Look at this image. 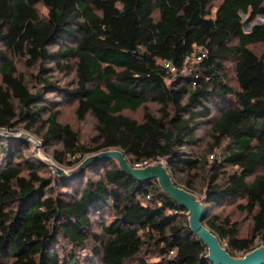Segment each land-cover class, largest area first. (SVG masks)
<instances>
[{"label":"trees","instance_id":"obj_1","mask_svg":"<svg viewBox=\"0 0 264 264\" xmlns=\"http://www.w3.org/2000/svg\"><path fill=\"white\" fill-rule=\"evenodd\" d=\"M212 1L218 5L211 17ZM259 15L262 23L245 32ZM260 44L264 0H0V130L20 123L41 148L60 144L52 160L67 169L105 150L123 152L132 167L162 160L173 183L202 204L203 224L228 254L243 257L256 249V236L264 246V52L249 49ZM199 47L206 55L188 64L191 76L172 77L162 67L169 61L181 68ZM7 54L28 67L74 60V88L63 95L77 101L78 120H95L88 145L59 122V111L46 108L45 96L57 85L38 76L42 88L31 91ZM230 57L237 90L225 83ZM139 110L141 121L124 115ZM212 111L218 115L210 142L193 155L195 133ZM224 142L221 156L208 161ZM29 147L0 135V264H211L189 231L187 211L156 181H134L112 160L58 177L34 155L23 157ZM238 198L244 203L236 207L252 221L245 238L236 222L207 212Z\"/></svg>","mask_w":264,"mask_h":264},{"label":"rangeland","instance_id":"obj_2","mask_svg":"<svg viewBox=\"0 0 264 264\" xmlns=\"http://www.w3.org/2000/svg\"><path fill=\"white\" fill-rule=\"evenodd\" d=\"M218 5V1H212L208 7V10L210 11L211 17L213 16L215 12V7ZM38 9L41 13H45V9L38 5ZM243 20L245 21V17H243ZM260 19L259 16H257L253 22L246 23L243 26V30L247 31V26L249 24L256 23ZM232 43H236V40H233ZM58 48L57 45H52L48 47V50L50 52L56 51ZM249 49H251L257 56H261L264 52V45H256V46H250ZM0 50L3 51V48L0 46ZM9 58H12L13 61L16 64V68L18 73H20L23 78L25 84L29 87L31 91H36L39 88L41 89L42 86L39 83V77L41 78L46 77L51 82L55 83L58 87L57 92H51L46 94V108L49 111H59V122L61 124H67L71 126L79 135V141L81 144L88 145L90 138L94 134V126H95V120L92 116L87 115L84 120H78L75 115V109L77 107V101L74 98L71 97H65L63 95L64 91H71L74 88V82H75V73H74V60L71 58H64V59H58L53 62H47V63H38L36 66L28 67L25 64V60L18 57L13 56L11 54H7ZM235 58L230 57L224 60V73L227 77L226 85L231 87L233 90H237V85L235 81V72H234V64H235ZM43 70V71H41ZM147 107L149 110L153 113L157 110V105L150 102L147 104ZM124 115L133 118L137 121H141L142 119V110L136 111V112H124ZM218 113L216 111H212L211 118L208 122H206L200 130H198L195 133V136L197 138L196 146H194L191 150L193 155L203 154V150L207 147L209 140V127L210 125L216 120ZM13 131H7V130H0V132H6L10 135L17 136L19 134H26L31 137H33L37 143L39 144V148L37 151V154L34 152V145H32L29 142V150L23 151L22 155L23 157L29 158L31 155H34V157L37 160H49L54 163L52 160V155L54 151L60 150L61 146L58 143H52L47 146H43L41 148V140L39 137H35L33 134H30L28 132L23 131L22 124H15V126L12 128ZM9 139L10 141L17 142L19 141L17 138H11V137H5ZM225 142L222 144V146L219 149H216L215 151L207 154V160L213 161L216 158L220 157L221 154L224 152L225 149ZM88 156H85L84 159H86ZM41 158V159H39ZM74 159V158H71ZM83 159V160H84ZM82 160V161H83ZM18 160H14V162H17ZM159 162H164L161 160ZM55 164V163H54ZM60 167V166H59ZM62 168V167H61ZM66 171H71L73 169H67V167L62 168ZM38 173L42 176H47L48 172L46 169H38ZM181 176L177 178L178 182H180ZM202 181L199 179L195 182V189L196 194L199 200H202L203 194H202ZM239 203H244L243 199H235L233 201L227 202L223 205L213 207L211 205L207 206V212L210 214H216L221 217L228 218L231 222H236L238 227V234L239 237L245 238L249 237L250 235V229L252 226L251 216L245 212L240 211L236 206ZM108 219V218H107ZM95 232L99 231V226L96 224L94 226ZM225 247V245H223ZM254 246L256 248L263 246L262 240L260 237L256 236V239L254 241ZM90 252L88 251H80V255L88 254ZM240 255L238 254L236 258H240ZM150 259L154 257L153 255L149 256ZM94 259V258H93ZM93 264H100V262L96 259L93 260Z\"/></svg>","mask_w":264,"mask_h":264},{"label":"water","instance_id":"obj_3","mask_svg":"<svg viewBox=\"0 0 264 264\" xmlns=\"http://www.w3.org/2000/svg\"><path fill=\"white\" fill-rule=\"evenodd\" d=\"M263 20V16L259 15ZM258 20L256 23L249 24L247 31L251 27L262 23ZM3 137L17 138L18 140L28 141L31 137L26 134L10 135L9 133L0 132ZM39 144L34 145V152L37 154ZM41 159V158H39ZM112 160L117 163L118 168L134 181H156L161 191L167 195L179 208L187 211L189 231L198 238L207 250L206 260L211 264H264V246H260L240 258L231 257L226 249L220 244L218 238L203 224L206 212L202 204L190 192L180 188L173 183L165 165L158 162L147 165L142 168L132 167L129 165L125 154L119 150H105L93 154L84 159L75 169L66 171L49 160L42 161V164L49 167L55 176L62 178H73L80 175L92 163Z\"/></svg>","mask_w":264,"mask_h":264},{"label":"built area","instance_id":"obj_4","mask_svg":"<svg viewBox=\"0 0 264 264\" xmlns=\"http://www.w3.org/2000/svg\"><path fill=\"white\" fill-rule=\"evenodd\" d=\"M253 27V26H252ZM251 27V28H252ZM205 52L202 50V48H197L195 51H193L190 54H186L184 56V65L181 68H178L174 66L169 61H162V67L170 74L172 77H175L177 75H185V76H191L192 71L188 64H194L200 62L205 57ZM196 78V76H195ZM193 85H195V82H192ZM139 168V167H137ZM172 253V252H171Z\"/></svg>","mask_w":264,"mask_h":264},{"label":"bare ground","instance_id":"obj_5","mask_svg":"<svg viewBox=\"0 0 264 264\" xmlns=\"http://www.w3.org/2000/svg\"><path fill=\"white\" fill-rule=\"evenodd\" d=\"M28 142H30L32 145H36L37 141L33 137L28 138Z\"/></svg>","mask_w":264,"mask_h":264}]
</instances>
